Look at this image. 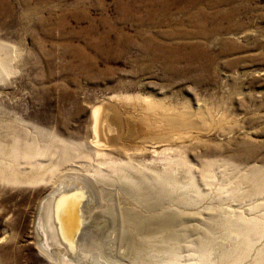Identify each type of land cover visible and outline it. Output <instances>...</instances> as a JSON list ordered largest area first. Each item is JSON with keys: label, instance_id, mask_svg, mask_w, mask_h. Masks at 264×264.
Masks as SVG:
<instances>
[{"label": "rangeland", "instance_id": "obj_1", "mask_svg": "<svg viewBox=\"0 0 264 264\" xmlns=\"http://www.w3.org/2000/svg\"><path fill=\"white\" fill-rule=\"evenodd\" d=\"M14 152L0 264H264V0H0Z\"/></svg>", "mask_w": 264, "mask_h": 264}, {"label": "bare ground", "instance_id": "obj_2", "mask_svg": "<svg viewBox=\"0 0 264 264\" xmlns=\"http://www.w3.org/2000/svg\"><path fill=\"white\" fill-rule=\"evenodd\" d=\"M218 4V3H217ZM214 6V5H213ZM217 7H219V6H217ZM202 14V13H201ZM168 34V33H167ZM171 34V33H170ZM189 35V34H188ZM163 40V39H162ZM155 41V40H154ZM158 41V40H157ZM156 41V42H157ZM159 42L160 41H158V44H159ZM155 43V42H154ZM127 98V97H126ZM143 98V97H142ZM141 100V99H140ZM148 102V101H147ZM147 106H148V108L151 110V111H155V110H157V108H158V105H157V103H155V102H152V100L151 101H149V103L147 104ZM160 107H161V105H160ZM98 113H99V109L98 108H95L94 109V112H93V118H94V124H96L97 123V121H98ZM167 117V119L169 120V121H171V122H175V123H179V124H182V125H190V121H189V118L186 116V115H183V116H178V115H176V114H172V113H169L168 112V115L166 116ZM100 120V119H99ZM174 126V125H173ZM97 129H99V128H97ZM94 131L96 132V127L94 126ZM23 150V149H22ZM19 151V150H18ZM99 151V150H98ZM24 152H26V151H24ZM99 153L100 152H98V155H99ZM103 153V152H102ZM167 153V152H166ZM24 154H26V155H23V153H22V155L23 156H28L29 154L28 153H24ZM32 155V154H31ZM20 153L19 152H14L11 156H10V158H2L1 159V161H0V175L1 176H3V177H5L6 179H11V181H12V179L13 180H18L19 181V179H24L25 180V178H38L39 176H41V174H40V172H39V168H35L34 166H33V169L32 170H29V171H24L23 169V171L21 170V169H19V165H20V159L23 157V156H20ZM172 156V155H171ZM108 157H109V155H108ZM30 158H31V156H30ZM110 158H111V156H110ZM169 158V157H168ZM173 157H171V159H172ZM179 158H183V157H179ZM23 159V158H22ZM104 159H107V158H104ZM109 159V158H108ZM107 159V161H109ZM162 159V158H161ZM175 159V158H174ZM27 160V159H26ZM167 160V159H166ZM166 160H164L165 162H166ZM30 161V160H29ZM105 161V160H104ZM169 161V160H168ZM171 161H173V159L171 160ZM106 162V161H105ZM117 162H119V165H120V161H117ZM112 163L111 165H108L107 164V166H110V168L111 167H115V165L116 164H118V163ZM127 162V161H126ZM161 162H162V160H161ZM32 163V162H31ZM123 163V162H122ZM168 163H170L171 164V162H168ZM104 164H106V163H104ZM124 164V163H123ZM176 164L177 165H180V166H185V167H188V164H187V162H186V160L185 159H179L177 162H176ZM191 164V163H190ZM102 165H103V163H102ZM204 165V164H203ZM37 166V165H36ZM118 166V165H117ZM121 166V165H120ZM124 168H125V166L124 165H122ZM121 166V167H122ZM136 166V165H135ZM166 166H167V164H166ZM168 166H170L169 164H168ZM190 166V165H189ZM171 167V166H170ZM173 167V166H172ZM184 167V168H185ZM110 168H109V170H110ZM127 168V167H126ZM104 169V168H103ZM111 169H113V168H111ZM118 169H120V168H118ZM117 169V170H118ZM133 169H134V167H133ZM172 169V168H171ZM171 169H169V170H171ZM177 169V168H176ZM185 169H187V170H190V168H185ZM210 166L208 165V166H206L204 169H203V172H202V177L203 178H206V177H208L207 179H209V175H212V174H210L211 172H210ZM26 170V169H25ZM105 170H107V169H105ZM184 170V169H183ZM194 170V169H193ZM212 170V169H211ZM167 171V170H166ZM178 171V170H177ZM111 172H113L112 170H111ZM169 172V171H168ZM193 172V171H192ZM191 172V173H192ZM188 173V172H187ZM191 173H190V176H188V178H189V180L190 181H192V175H191ZM199 173V172H198ZM112 174V173H111ZM101 175V174H100ZM187 175H189V174H187ZM114 176V175H113ZM112 176V177H113ZM195 176V175H194ZM139 177V176H138ZM155 178V177H154ZM161 178V177H160ZM159 178V179H160ZM187 178V177H186ZM195 178V177H194ZM23 180V181H24ZM189 183V182H188ZM210 184V183H209ZM207 186V185H206ZM200 187V186H199ZM208 187V186H207ZM241 188V187H240ZM264 188V187H263ZM245 190V189H244ZM249 191V190H248ZM262 193V192H261ZM145 194V193H144ZM247 196V195H246ZM238 197V196H237ZM74 199V198H73ZM146 199V198H145ZM68 200V199H67ZM257 200V199H256ZM250 201V200H249ZM66 202H68V201H66ZM74 202H75V199H74ZM232 202V201H231ZM264 202V201H263ZM64 203V202H63ZM246 203V202H245ZM67 204V203H66ZM262 205H263V203H262ZM72 207V206H71ZM69 208H70V205H69ZM65 209H67L66 208V206H65ZM56 210V209H55ZM70 210V209H69ZM68 211V210H67ZM67 211H66V213H67ZM260 213V212H259ZM168 214V213H167ZM200 215V214H199ZM167 217H169V216H167ZM264 214H262V216H261V219H257V221L256 220H254V222H252V221H247V220H245V219H243L242 220V222H244L245 223V225H244V230H247L248 232L250 231V232H255V231H257V230H260L261 228H263V230H264ZM164 218V217H163ZM66 219V218H65ZM157 220V219H156ZM165 220V219H164ZM48 221V220H47ZM57 221V220H56ZM55 222V221H54ZM159 222V221H158ZM51 223V222H50ZM49 223V224H50ZM100 224V225H97V226H100V227H102V226H104L103 225V223L102 222H98V221H95L94 222V224ZM45 225V224H44ZM51 225H52V223H51ZM65 225V224H64ZM260 225L262 226L261 228H259L260 227ZM47 226H49V225H47ZM46 226V227H47ZM58 226V225H57ZM61 226H63L62 224H61ZM60 226V227H61ZM54 228V227H53ZM45 230V229H44ZM62 230V229H61ZM52 231V230H51ZM64 233V232H63ZM53 234V233H52ZM48 235V234H47ZM59 235V234H58ZM51 236V235H50ZM59 237V236H58ZM251 237H249L248 239H250ZM61 239V238H60ZM59 239V240H60ZM249 253L248 252H243V254L241 255L243 258L244 257H246V255H248ZM260 256L262 257V258H264V251L260 254ZM241 257V259H243ZM238 259H231V260H227V261H224V262H226V263H229V262H235V261H237ZM239 261V260H238ZM199 264H208L207 263V260L206 259H201L200 260V263Z\"/></svg>", "mask_w": 264, "mask_h": 264}]
</instances>
